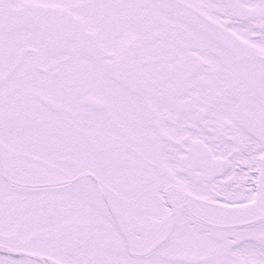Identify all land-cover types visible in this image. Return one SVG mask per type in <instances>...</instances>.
Instances as JSON below:
<instances>
[{"label": "snow or ice", "instance_id": "snow-or-ice-1", "mask_svg": "<svg viewBox=\"0 0 264 264\" xmlns=\"http://www.w3.org/2000/svg\"><path fill=\"white\" fill-rule=\"evenodd\" d=\"M0 264H264V0H0Z\"/></svg>", "mask_w": 264, "mask_h": 264}]
</instances>
